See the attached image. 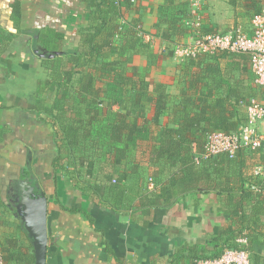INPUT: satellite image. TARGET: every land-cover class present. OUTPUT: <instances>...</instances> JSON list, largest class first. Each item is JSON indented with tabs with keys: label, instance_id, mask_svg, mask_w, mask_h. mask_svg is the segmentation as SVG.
<instances>
[{
	"label": "crops",
	"instance_id": "obj_1",
	"mask_svg": "<svg viewBox=\"0 0 264 264\" xmlns=\"http://www.w3.org/2000/svg\"><path fill=\"white\" fill-rule=\"evenodd\" d=\"M196 1L199 27L190 18L186 24L191 34L166 43L155 36L154 30L163 0H131L132 8L137 9L132 17L140 22V38L149 43L152 58L139 53L128 62L122 60L127 76L133 69L139 77L152 80L164 94L159 102L153 93L144 112L135 111L131 119L146 127L151 137H162L165 130L181 132L193 153L196 144L204 142L205 131L235 132L247 123L246 107L264 102V92L256 84L247 55L217 52L190 61L170 55L174 46L196 36L227 34L235 29L251 34V18L256 13L264 15V0ZM178 2L189 4L190 0ZM13 6L18 19H13ZM88 13V5L79 0H0L3 264H36L30 234L32 217H27L21 205L31 195L46 201L45 264H171L177 254L210 257L219 249L214 239L223 232V239L229 234L230 243L235 238L248 251L251 264H264V190L253 185L245 184L250 191L245 195L250 200H245L237 181L211 177L209 183L221 187L220 191L205 188V180L199 181V188H191L193 183L187 182V190L173 189L168 204L143 207L140 198L150 196L145 191L140 198H134V209L118 213L75 188L64 172H53L52 130L38 116L45 118L51 112L58 85L43 63L46 51L39 44L34 48L31 31L61 35L59 51L49 56L60 60L77 48V30L87 28ZM129 19L126 16L121 23ZM66 71L68 68L62 69ZM60 85L69 87L71 95L78 90L77 84L66 82L64 76L60 77ZM105 88V83L96 86L102 98L105 95L101 90ZM116 110L117 106L113 108ZM181 128L184 130L179 131ZM257 128L264 137V122H259ZM170 174L155 178L158 189L168 186ZM147 188H152L151 180Z\"/></svg>",
	"mask_w": 264,
	"mask_h": 264
},
{
	"label": "trees",
	"instance_id": "obj_2",
	"mask_svg": "<svg viewBox=\"0 0 264 264\" xmlns=\"http://www.w3.org/2000/svg\"><path fill=\"white\" fill-rule=\"evenodd\" d=\"M79 1L89 7L87 28L77 30L80 38L77 48L66 52L60 60L49 56L59 51L62 36L38 29L31 31L35 38L34 48L39 44L46 51L43 63L58 85L51 112L45 114V118L38 116L52 130L53 172H64L75 188L95 196L100 204L118 213L134 209V198H140L145 191L150 196L140 198L143 207L168 204L173 189L187 190V182L193 183L191 188H199V181L205 180V188L220 191L221 187L209 183L211 177L237 181L245 200H250L246 197L250 191L245 184L263 191L264 181L254 175L255 167L263 163L260 151L241 149L232 159L224 154L204 159V142H198L193 153L181 132L165 130L162 137H151L146 127L138 126L131 119L135 111L144 112L153 93L159 102L164 97L152 80L139 77L133 69H130L131 76H127L126 63L122 62H128L139 53L152 58L149 43L139 36L140 22L132 17L137 9L132 8L131 0ZM188 6L178 0H163L154 25L155 36L168 43L190 35L186 22L192 16ZM12 10L13 19H18L17 8L13 6ZM126 16L130 19L121 23ZM170 52L173 57L172 50ZM114 55L118 57L111 60ZM61 68H68V71L63 73ZM61 76L66 82L77 84L74 95L70 94L69 87L60 85ZM101 83L108 86L107 90H101L104 98L96 89ZM115 106L118 110L113 111ZM205 132L208 135L214 131ZM211 166L216 169L208 171ZM166 172L171 173L169 184L158 189L155 178ZM149 180L152 182L150 190L147 188ZM223 235L224 232L214 239L219 249L213 256L177 254L171 264H195L198 260L215 259L227 249L247 251L235 238L230 243L232 237L227 234L223 239Z\"/></svg>",
	"mask_w": 264,
	"mask_h": 264
},
{
	"label": "built area",
	"instance_id": "obj_3",
	"mask_svg": "<svg viewBox=\"0 0 264 264\" xmlns=\"http://www.w3.org/2000/svg\"><path fill=\"white\" fill-rule=\"evenodd\" d=\"M190 12L193 25L199 27L196 19L199 3L190 0ZM251 34L235 29L227 34L196 36L190 42L173 47V58L185 60L227 52L233 55H247L256 84L264 92V15L256 14L251 18ZM139 36H142L139 33ZM247 123L235 132H212L205 137L202 158L207 159L220 154L232 159L241 149L258 150L263 156L262 165L254 170V175L264 178V137L258 132L257 124L264 122V102L246 107ZM197 161V160H196ZM0 264H3L0 256ZM195 264H251L247 251L227 249L215 259H202Z\"/></svg>",
	"mask_w": 264,
	"mask_h": 264
},
{
	"label": "water",
	"instance_id": "obj_4",
	"mask_svg": "<svg viewBox=\"0 0 264 264\" xmlns=\"http://www.w3.org/2000/svg\"><path fill=\"white\" fill-rule=\"evenodd\" d=\"M30 191V189H29ZM31 192V191H30ZM23 212L32 217L30 234L34 239L36 264H45L46 255V201L39 195L27 196L21 201Z\"/></svg>",
	"mask_w": 264,
	"mask_h": 264
}]
</instances>
